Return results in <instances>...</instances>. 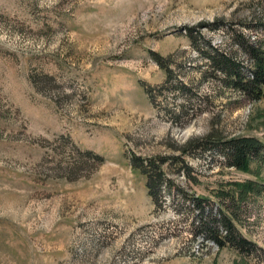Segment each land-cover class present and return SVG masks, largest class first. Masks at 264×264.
Instances as JSON below:
<instances>
[{"label": "rangeland", "instance_id": "rangeland-1", "mask_svg": "<svg viewBox=\"0 0 264 264\" xmlns=\"http://www.w3.org/2000/svg\"><path fill=\"white\" fill-rule=\"evenodd\" d=\"M254 21L264 0H0V264H264V97L204 80L196 51L243 60ZM240 137L262 149L237 169L217 146ZM157 156L155 203L131 160ZM230 193L249 257L199 230L192 199L217 219Z\"/></svg>", "mask_w": 264, "mask_h": 264}, {"label": "trees", "instance_id": "trees-1", "mask_svg": "<svg viewBox=\"0 0 264 264\" xmlns=\"http://www.w3.org/2000/svg\"><path fill=\"white\" fill-rule=\"evenodd\" d=\"M244 28H255L260 30L264 35V23L254 21L253 24H243ZM233 42L238 46L239 52L244 56L243 60L238 59L233 53H225L205 43L204 46L196 47L199 56L206 61L207 69L202 71L204 80L218 82V88L223 90H233L247 99L256 101L264 97V43L260 39L252 41L250 37L233 31ZM190 36V35H189ZM192 43L195 42L194 37L190 36ZM195 44V43H194ZM156 61L159 65H163L161 60ZM249 66V68L247 67ZM219 94L222 92L219 91ZM211 137V136H209ZM194 140L185 143L183 153L188 149L197 148ZM217 146L223 154L226 163L234 168H240L247 159L259 155L262 145L252 138H231L229 140L220 141ZM82 157H90V153L84 152ZM98 161H102L100 157H94ZM172 162L178 163L177 159L172 158ZM170 157H150L140 158L134 157L131 160L132 168L139 171L145 178V187L149 196L155 203L161 199V188L166 189L170 179L164 175L162 166L170 161ZM99 162V163H100ZM182 164V163H180ZM186 173V172H185ZM187 176L188 171H187ZM185 196V193L181 195ZM187 197V196H186ZM185 197V198H186ZM195 206L199 209L200 221L199 230L209 237L219 249L225 247L234 249L240 255L249 257L252 252L257 250V246L250 240L242 237L236 230L233 220L237 219L236 209L238 208L237 199L233 194L221 200L219 218H209L205 214L203 208V200L201 198H193ZM228 200V202H226ZM223 228V232L218 229Z\"/></svg>", "mask_w": 264, "mask_h": 264}]
</instances>
